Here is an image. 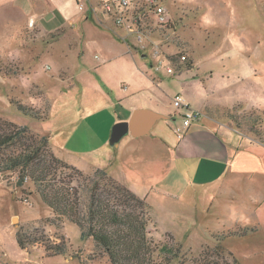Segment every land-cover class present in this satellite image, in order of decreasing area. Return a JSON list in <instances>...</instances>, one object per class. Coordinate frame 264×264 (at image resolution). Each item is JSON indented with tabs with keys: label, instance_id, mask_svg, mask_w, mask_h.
<instances>
[{
	"label": "rangeland",
	"instance_id": "obj_1",
	"mask_svg": "<svg viewBox=\"0 0 264 264\" xmlns=\"http://www.w3.org/2000/svg\"><path fill=\"white\" fill-rule=\"evenodd\" d=\"M49 1L51 7L39 0H0V137L28 129L0 150V264H110L76 225L52 224L26 169L7 165L8 157L41 137L48 139L46 159L57 157L81 172L62 170L79 189L83 207L91 187L87 177L97 170L121 185L119 174L126 175L138 194L148 195L149 237L159 246L172 241L182 248L181 260L162 255L163 264H264V203L238 204L226 183L204 184L200 174H191L187 156L175 148L183 138L174 132L183 115L172 102L179 96L200 111L194 120L199 124H206V114L264 144V0H161L170 19L167 34L158 37L160 28L148 24L151 39L140 41L115 32L107 16L104 25L98 22L104 0ZM37 10L46 14L49 29ZM150 42L170 57H186L174 63L178 76L155 71ZM185 62L192 63L189 71ZM127 100L169 117L143 138L124 136L117 148L109 137ZM15 104L43 118L26 116ZM215 124L208 122L209 133L191 142H211ZM254 183L264 194V177ZM239 187L245 196L248 189ZM58 246L64 254L46 251Z\"/></svg>",
	"mask_w": 264,
	"mask_h": 264
},
{
	"label": "trees",
	"instance_id": "obj_2",
	"mask_svg": "<svg viewBox=\"0 0 264 264\" xmlns=\"http://www.w3.org/2000/svg\"><path fill=\"white\" fill-rule=\"evenodd\" d=\"M102 3L99 4V8ZM165 28L169 29L170 23L157 30L156 35L162 37L167 34L163 31ZM146 34L151 39L150 32ZM179 56H171L170 60L174 62ZM191 64L186 63L185 69L190 70ZM15 106L26 116L43 118L32 108L20 104ZM27 130L21 127L0 137V150L5 144L20 138ZM261 141L264 143V135ZM47 145L48 139L41 137L37 142L24 146L23 151L16 157H8L7 165L14 169L19 166L26 169L27 179L33 183L40 200L51 211L52 224L68 221L76 225L80 229L81 238L91 239L110 264H163L158 261L162 255L170 262L175 259L181 260L182 248L179 244L174 245L170 241L168 245L159 246L149 237L152 220L145 199L108 177L105 171L97 170L92 177H87L91 187L88 201L83 207L79 189L73 186V181H70L72 177L62 173V170H72L78 176H82L81 172L57 157L49 155L46 159L42 154V148ZM16 242L20 249H24V242L19 234H16ZM46 251L61 255L64 254L65 248L64 246L52 249L48 247ZM202 258H205V255Z\"/></svg>",
	"mask_w": 264,
	"mask_h": 264
},
{
	"label": "crops",
	"instance_id": "obj_3",
	"mask_svg": "<svg viewBox=\"0 0 264 264\" xmlns=\"http://www.w3.org/2000/svg\"><path fill=\"white\" fill-rule=\"evenodd\" d=\"M39 2H43V4L47 3L50 7L52 4L49 0H39ZM36 12L40 13V21L45 24L46 14H43L42 10H37ZM100 13L101 17H99L100 15L97 16V13L95 15L98 19V22L101 25H104L106 21L103 20V18H105L106 15H104L102 12ZM45 27L49 29L46 24ZM111 27L113 28V30H115V32H117L115 26L111 25ZM152 34L153 32L150 33V35ZM179 74L180 72L178 71L175 75L178 76ZM125 103L126 104L124 105L120 104L122 105V115L118 117L116 123L121 121H128L132 112L138 109L155 111L151 107L145 109L141 106L129 104L128 100L125 101ZM205 107L208 106H202L201 108ZM162 116L167 118L169 117V115L164 114H162ZM205 116L208 119L206 124H199L197 123V120V122L194 121L188 129L183 131V138L181 139V142L176 144L175 147L176 149L181 150L180 154L187 156L186 163L190 167L189 171H191V174H194V172L197 175L200 174V181L204 184L206 183L211 185L214 183H226L227 186H225V188L232 191L236 199H238V204L241 203L248 207L252 205L260 206L262 203H264V194L263 192H259L260 188L256 187L255 189L253 187V183L255 182L256 177H264V144H259L255 141H252V139L248 137L240 136L238 135V133L232 131V128H230V126H227L228 128L222 127L217 121H214V119H212L210 116L206 114ZM208 122L210 124L212 122H216L215 125H212V129L214 130L211 132V134L213 135L211 142L202 143L203 145L197 144V142L196 144L192 143L191 141H193V138H198L199 140L201 139L200 137L202 135L209 133L210 128H208L206 132L207 127H210V125H207ZM227 132H229L230 134L228 135ZM143 137L144 136L139 138ZM139 138H135L132 140H137ZM186 142L188 143L186 144ZM160 144L161 146H166L167 150H170L169 145L162 142H160ZM116 147L119 148V144H117ZM197 162L198 164L196 167ZM186 169L187 166H185L184 170L186 171ZM189 171L188 173H190ZM119 179L130 191L134 192L137 196L142 199H145L146 201L148 195L138 194L140 193V191L137 187L133 185L130 186V184L125 182L130 180L127 178L126 175L119 174ZM240 185L246 190L248 189V192L245 193V196L243 194H240L243 193L241 189H239ZM149 190L151 192L153 191L154 193L156 192V190H154L153 188H150ZM162 194H164V196L170 195V191L164 189V192Z\"/></svg>",
	"mask_w": 264,
	"mask_h": 264
},
{
	"label": "built area",
	"instance_id": "obj_4",
	"mask_svg": "<svg viewBox=\"0 0 264 264\" xmlns=\"http://www.w3.org/2000/svg\"><path fill=\"white\" fill-rule=\"evenodd\" d=\"M79 9L82 10L83 7L80 6ZM99 9L113 22L116 29L121 31L120 34L124 35L122 37L134 34L137 36L136 40L138 41L142 37L150 39L146 34L150 27L148 24L154 25L151 26L152 29L161 28L170 23L168 12L161 0H104ZM149 48V62H151L155 71L175 76L178 68L174 65L176 62L170 60V54L166 55L157 42H150ZM96 58L98 57L96 56ZM178 61V64H180L186 61V57L180 55ZM172 102L174 108L181 111L183 115L182 126L174 130L175 133L180 135L181 132L183 133L184 130L189 128L194 120L200 117V112L184 103L179 96H175Z\"/></svg>",
	"mask_w": 264,
	"mask_h": 264
},
{
	"label": "water",
	"instance_id": "obj_5",
	"mask_svg": "<svg viewBox=\"0 0 264 264\" xmlns=\"http://www.w3.org/2000/svg\"><path fill=\"white\" fill-rule=\"evenodd\" d=\"M165 119L167 118L149 110H135L132 112L128 121H121L114 124L108 143L111 146H115L126 135H130L133 138L145 136L150 133L157 121Z\"/></svg>",
	"mask_w": 264,
	"mask_h": 264
}]
</instances>
